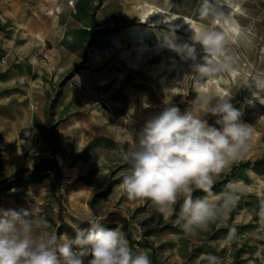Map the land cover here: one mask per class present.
<instances>
[{
  "label": "rangeland",
  "instance_id": "rangeland-1",
  "mask_svg": "<svg viewBox=\"0 0 264 264\" xmlns=\"http://www.w3.org/2000/svg\"><path fill=\"white\" fill-rule=\"evenodd\" d=\"M199 3L0 0V209H30L70 238L67 227L116 213L124 222L107 228L123 231L151 264H210V256L217 264H264V0H213L225 14L218 22L202 18ZM201 28L226 35L233 71L201 78L181 60L173 47L194 43ZM205 90L232 97L253 134L208 191H193V198L231 199L225 214L189 235L177 224L183 198L170 216L128 199L123 153L168 105L219 127L195 102ZM49 158L58 174L7 179Z\"/></svg>",
  "mask_w": 264,
  "mask_h": 264
},
{
  "label": "clouds",
  "instance_id": "clouds-1",
  "mask_svg": "<svg viewBox=\"0 0 264 264\" xmlns=\"http://www.w3.org/2000/svg\"><path fill=\"white\" fill-rule=\"evenodd\" d=\"M198 12L216 22L225 18L213 0H200ZM191 39L194 43L173 48L182 61H191L193 72L213 79L233 71L231 57L225 54L228 40L223 32L201 28ZM196 44L203 50L199 60ZM231 99L214 98L206 90L196 98L199 111L205 117H216L219 127L193 112H181L175 105L147 118L136 132L134 147L123 153L130 171L120 187L128 199L150 201L157 211L170 216L183 198L177 224L189 235L197 229L206 230L210 222L225 214L230 194L223 202H212L207 197L193 198L192 193L208 191L214 176L249 148L253 130L242 121L243 113ZM261 211L264 215V208ZM80 223L87 226L71 225L74 236L70 238L51 231L49 222L30 209H0V264H151L147 251L134 252L120 229L106 228L97 218ZM209 261L217 264L214 256Z\"/></svg>",
  "mask_w": 264,
  "mask_h": 264
},
{
  "label": "trees",
  "instance_id": "trees-1",
  "mask_svg": "<svg viewBox=\"0 0 264 264\" xmlns=\"http://www.w3.org/2000/svg\"><path fill=\"white\" fill-rule=\"evenodd\" d=\"M52 171L55 174L59 173V168L57 165V162L54 158L49 159H43L39 161L32 169L25 168L20 170L19 172H16L10 176L7 177V179H20V178H29L32 176H38L43 173ZM105 227H109L117 222H124V218L120 217V215L116 213H108L104 218L101 219ZM80 226L86 227V224H81ZM67 229L71 232H73V228L67 227Z\"/></svg>",
  "mask_w": 264,
  "mask_h": 264
},
{
  "label": "bare ground",
  "instance_id": "bare-ground-1",
  "mask_svg": "<svg viewBox=\"0 0 264 264\" xmlns=\"http://www.w3.org/2000/svg\"><path fill=\"white\" fill-rule=\"evenodd\" d=\"M192 29L195 31L196 30V28L193 26L192 27ZM190 32H191V29H190ZM141 49H142V47H141ZM140 48H139V50H141Z\"/></svg>",
  "mask_w": 264,
  "mask_h": 264
}]
</instances>
